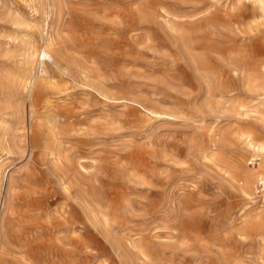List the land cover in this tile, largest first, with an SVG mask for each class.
<instances>
[{
	"label": "rangeland",
	"instance_id": "374dc122",
	"mask_svg": "<svg viewBox=\"0 0 264 264\" xmlns=\"http://www.w3.org/2000/svg\"><path fill=\"white\" fill-rule=\"evenodd\" d=\"M255 8L0 0V264H259L233 167L248 101L206 80L262 59ZM39 133L71 165L30 151Z\"/></svg>",
	"mask_w": 264,
	"mask_h": 264
},
{
	"label": "bare ground",
	"instance_id": "6f19581e",
	"mask_svg": "<svg viewBox=\"0 0 264 264\" xmlns=\"http://www.w3.org/2000/svg\"><path fill=\"white\" fill-rule=\"evenodd\" d=\"M247 1L253 3L256 6L255 9L260 15V19L255 24L258 30L257 32H260L259 30L261 28L262 32L264 33V0ZM209 28L211 30H215L216 25L210 24ZM48 43L49 42H47V44ZM50 44L51 43L42 47L37 53V57L39 59L38 63L40 65H43V62H46V60L53 62L56 49ZM257 50L263 55L261 60L254 59L247 49L242 48L238 52H234L230 55L229 62L227 63V67L224 70V77L219 79V77L208 74L206 75V80H209V85L211 87H218L220 85L226 86V81H229L232 88L236 91H239V95L235 96V98L244 96L245 100L248 101L246 106L247 109L244 114L248 119V125L241 129L237 135V139L240 143L241 153L236 157L233 167L237 174L236 187L240 198L248 207L247 209L255 206V209L247 211V215L249 216L247 226L255 229L258 232V237L260 238L259 245L261 246L257 254L258 263L264 264V189L260 194H257L254 191L256 184L253 185V179L259 170L264 173V38L262 39V43ZM28 57V62L31 63V59H33V53ZM40 71L43 73L42 70ZM30 82L31 81L29 80V85L31 84ZM44 83L49 84L46 81H44ZM39 87H42V85ZM233 91L230 90L227 93L231 94ZM243 103L244 102L239 104L238 108L242 109L244 107ZM46 119L48 118L46 117ZM39 125L41 129H46V137H49L53 134L54 128L51 127L48 120L45 122L42 121ZM40 128L38 129L41 131ZM29 132L30 131L28 130V133ZM49 144L50 143H48L47 139H43L39 133L38 135L33 136L32 140L29 142V150L33 151L42 147L45 154L51 157L50 161L56 168L61 166L60 164L62 161L67 166L71 165L69 159L64 157L60 152H54L52 150L53 148H51L52 145L50 147ZM247 155H249V157L255 155H259L261 157V163L258 166L260 169L258 167L251 168L249 166V168L255 170L247 168V163L245 160ZM256 198H259L260 200L257 202L255 200Z\"/></svg>",
	"mask_w": 264,
	"mask_h": 264
},
{
	"label": "built area",
	"instance_id": "2783aa9c",
	"mask_svg": "<svg viewBox=\"0 0 264 264\" xmlns=\"http://www.w3.org/2000/svg\"><path fill=\"white\" fill-rule=\"evenodd\" d=\"M260 163H261V157L259 155L250 156L247 161L248 166L251 168L258 167ZM263 189H264V173L262 174L261 179L256 183L254 191L257 194H260L263 191Z\"/></svg>",
	"mask_w": 264,
	"mask_h": 264
}]
</instances>
